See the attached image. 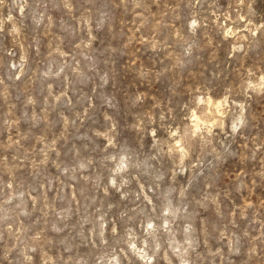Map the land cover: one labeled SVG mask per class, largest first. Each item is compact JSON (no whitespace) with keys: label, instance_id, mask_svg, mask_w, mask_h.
Masks as SVG:
<instances>
[{"label":"rangeland","instance_id":"374dc122","mask_svg":"<svg viewBox=\"0 0 264 264\" xmlns=\"http://www.w3.org/2000/svg\"><path fill=\"white\" fill-rule=\"evenodd\" d=\"M0 264H264V0H0Z\"/></svg>","mask_w":264,"mask_h":264}]
</instances>
